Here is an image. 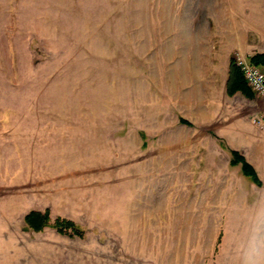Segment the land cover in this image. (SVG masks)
Segmentation results:
<instances>
[{"label": "rangeland", "instance_id": "1", "mask_svg": "<svg viewBox=\"0 0 264 264\" xmlns=\"http://www.w3.org/2000/svg\"><path fill=\"white\" fill-rule=\"evenodd\" d=\"M240 1L0 0V264H242L264 183L183 114V36L208 44ZM201 52L223 72L229 51Z\"/></svg>", "mask_w": 264, "mask_h": 264}, {"label": "crops", "instance_id": "2", "mask_svg": "<svg viewBox=\"0 0 264 264\" xmlns=\"http://www.w3.org/2000/svg\"><path fill=\"white\" fill-rule=\"evenodd\" d=\"M238 6L242 9L239 14H234L235 10L230 9L231 19L228 23L231 26L228 28L229 30H225L224 32L218 31L213 34L215 37L208 39L210 41L208 44H205V41L203 42L199 36L193 35V38L191 35L189 40L186 36H183V50L189 49L194 51L193 58L191 59L192 63L190 64L192 68H183V92L185 96L188 94L196 95L194 98L184 97L186 103L193 108H188L187 111L184 109L183 114L190 116L194 113L197 119L199 116V119L204 121L215 134L223 138V141H225L231 150L239 151L254 166L263 182L264 130H261L252 121V118L261 110L262 104L255 96L248 97L241 91L232 96L229 95L228 82L230 78L231 56L233 57L236 53H242L245 57L252 56L251 51L264 50V43L262 41L258 43L254 36L253 38L251 37L253 34L264 35V25L260 21L252 19L254 17L251 15L254 11V5L252 6L251 0H241ZM238 15L242 20L236 19ZM208 47L213 50L221 49L229 51L226 67L223 69V72L213 73L216 58L212 54L209 53L210 56L206 55L203 58L204 55L201 51ZM205 61L209 65L208 71H212L208 77H205L207 73L203 69ZM183 66L186 67L189 64L185 62ZM201 91L205 92L206 99L203 98L202 94L200 98L198 97ZM207 93L212 96L211 101L210 97H207ZM255 102L259 103V108L254 106ZM224 107L227 110H224ZM200 142L196 141L195 145L202 144ZM185 145L188 144L184 142L183 146ZM231 159L232 154L230 156V165ZM239 166L233 167L240 169L241 166Z\"/></svg>", "mask_w": 264, "mask_h": 264}, {"label": "trees", "instance_id": "3", "mask_svg": "<svg viewBox=\"0 0 264 264\" xmlns=\"http://www.w3.org/2000/svg\"><path fill=\"white\" fill-rule=\"evenodd\" d=\"M250 60L255 65L263 67L264 53H257L253 55ZM239 91L243 92L248 97L254 96L253 92L250 90L244 79L241 69L237 66L235 59H233L230 65L228 94L232 96ZM183 123L187 124L189 122L183 118ZM231 154H232L231 165L232 166L240 165L244 175L251 177L255 183L262 186L263 182L261 181L254 166L250 164L239 151L231 150ZM25 222L29 229L34 231H42L45 227H48L51 224L50 211L46 210L45 212H41V211L33 210L26 215ZM54 225L61 233H66L67 229L72 228L74 229L75 234L81 235L80 231L75 227V224L71 221L57 219Z\"/></svg>", "mask_w": 264, "mask_h": 264}, {"label": "built area", "instance_id": "4", "mask_svg": "<svg viewBox=\"0 0 264 264\" xmlns=\"http://www.w3.org/2000/svg\"><path fill=\"white\" fill-rule=\"evenodd\" d=\"M235 61L241 69L248 87L262 104L261 110L252 118V121L257 127L264 130V70L245 56H240Z\"/></svg>", "mask_w": 264, "mask_h": 264}, {"label": "clouds", "instance_id": "5", "mask_svg": "<svg viewBox=\"0 0 264 264\" xmlns=\"http://www.w3.org/2000/svg\"><path fill=\"white\" fill-rule=\"evenodd\" d=\"M242 264H264V212L258 213L252 225Z\"/></svg>", "mask_w": 264, "mask_h": 264}]
</instances>
